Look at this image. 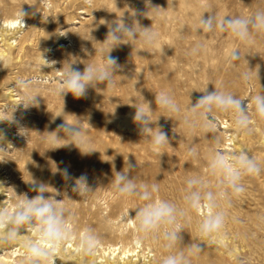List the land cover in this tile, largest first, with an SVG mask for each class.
Returning a JSON list of instances; mask_svg holds the SVG:
<instances>
[{
	"label": "rangeland",
	"instance_id": "rangeland-1",
	"mask_svg": "<svg viewBox=\"0 0 264 264\" xmlns=\"http://www.w3.org/2000/svg\"><path fill=\"white\" fill-rule=\"evenodd\" d=\"M151 3L161 9L148 10L144 0H93L91 7L85 0H0L3 65H0V118H10L17 105L14 116L28 129L25 137L18 134L15 124L0 123V128L7 130L5 142L0 143L6 150L0 152V159L7 160L0 163V182L7 187L0 189L4 193L0 194V202L5 200L9 209H14L22 199L17 195L34 196L27 183L32 178L47 184L49 194L64 193L57 199H63L62 203L74 215L70 224L74 237L59 253L65 264H85V258H76V238L86 227H92L101 241L98 253L87 258V264H159L165 254L160 241L142 240L135 223L122 218L128 214L134 217L135 211L131 209L140 203L135 198H118L111 187L115 171L123 170L127 158L137 164L131 175L138 184L158 183L157 196L175 202L181 201L184 180L189 175L207 177L205 157L209 148L214 147L213 135L221 141L220 150L230 153L247 148L264 166V122L255 115L250 136L237 134L232 117L224 113L217 114L216 132L207 136L199 131L190 136L180 117L172 120L160 117L157 123L170 138V145L165 146L161 157L150 150L131 120L133 105L149 101L155 110V94L161 91L170 92L182 109L189 99L195 103L202 95L198 91L208 84L209 91L215 86L245 99L259 94L264 89V35L254 36L251 44H242L226 33H197L196 25L205 11L218 17L247 15L264 8V0H151ZM21 7L29 12L36 8L38 12L25 17V26L16 29L7 26L5 19L21 20ZM133 10H148L152 20L137 18L142 26H152L159 34L151 54L142 50L139 41L133 46L121 45L111 53L122 66L114 76L113 87L100 84L88 90L87 98L80 99L71 93L63 98L54 94L53 89L69 62H77L74 66L81 71L86 64L103 63V57L96 52L103 47L108 31L106 24H101L103 20L110 22L122 16L127 19ZM197 42L204 44L202 51L194 57L186 56L185 52ZM234 47L240 51L235 66L227 61ZM42 55L49 61H57L53 68L42 67ZM257 65L260 80L253 76L245 84L240 74L248 68L254 72ZM17 77L38 79L29 91L41 96L39 107L24 109L18 105L24 90L14 87ZM160 115L157 108L153 120ZM65 120L82 123L93 153L83 155L75 147L51 150L66 142L62 140L55 145L47 142L48 133L55 132ZM192 143L200 154L196 159L187 156ZM64 169L72 177L87 174L95 192L87 198L72 193L73 181L63 179ZM215 183L211 179L213 189ZM244 184L246 191L226 207L228 221L217 243L201 244L203 252L193 258L192 264H264V172L246 177ZM207 214L209 210L202 207L182 222L184 244L197 242L196 223ZM110 246L118 248L115 253ZM123 250L130 251L124 255ZM6 256L8 259H4ZM21 256L19 247L5 248L0 252V264L2 259L6 264H19ZM62 261L57 259L56 264H63Z\"/></svg>",
	"mask_w": 264,
	"mask_h": 264
},
{
	"label": "clouds",
	"instance_id": "clouds-1",
	"mask_svg": "<svg viewBox=\"0 0 264 264\" xmlns=\"http://www.w3.org/2000/svg\"><path fill=\"white\" fill-rule=\"evenodd\" d=\"M92 3L93 0H85V4L89 7ZM144 3L148 10L161 9L160 6L153 5L151 0H144ZM148 10H133V14L127 19L122 16L110 22L103 20L101 24H106L108 31L102 43L103 47L96 49V52L99 51L103 57V63L86 64L81 71L74 66L77 62H69L53 89L54 94L63 98L71 93L74 98L80 99L87 98L88 90L96 89L100 84H106L107 88L113 87L114 76L122 70V66L118 63V57L112 56L111 53L121 45L133 46L139 41L143 46L142 50L151 54L159 34L153 30L152 26H142L137 18L146 17L152 20ZM36 12H38L36 8L35 11L29 12L21 7L19 11L21 23L24 25L25 17L34 16ZM205 13L208 15L205 16ZM47 19L48 17L45 21ZM196 31L197 33H226L242 44H251L254 36L264 35V8H257L247 15L223 17H218L214 12L205 11L198 19ZM203 48L204 44L197 42L185 52V55L197 56ZM83 50L87 51V49ZM161 51L163 54V50ZM42 59L44 60L42 67L53 68L57 63L55 60L49 61L43 55ZM239 59V48H232L227 56L228 63L235 66L234 62ZM254 69L253 72V69L248 68L240 74L245 84L249 83L253 76L260 80L259 65ZM37 83V78L17 77L14 87L24 90L23 100L18 105H22L24 109L39 107L41 96L29 91ZM208 85L198 91L202 95L195 100V103L189 99V103L183 109L170 92L161 91L155 94V110L158 108L161 112L155 120L152 116L155 111L152 102L146 101L139 106L133 105L135 111L131 120L136 125L140 137L149 143L150 150L154 154L161 157L165 154L163 152L165 146L170 145L168 133L163 130L162 125L157 123L160 117L166 120L180 117L190 136H194L197 131L206 136L210 133L214 134L219 113L230 115L235 132L245 136H250L254 132L252 115L264 122V89L261 88L260 93L251 96L250 99H245L215 86L214 90L209 91ZM16 106L11 117L0 118V123L15 124L18 134L27 137L28 129L22 126L14 116ZM60 132H63L64 136L59 135ZM173 132L176 133L174 130ZM48 134L47 142L50 144L55 145L59 141H66L51 150L75 147L83 155H90L95 151L89 146L86 130L79 120L76 123L65 120L57 126L55 132ZM6 135L7 130L0 128V143L5 142ZM212 142L214 147L209 148L205 157L207 177L189 175L184 180L185 186L180 202L158 197L157 194L160 192L158 183L138 184L131 175L136 170L137 164L132 163L128 158L123 170L115 171L111 187L116 196L126 199L135 198L140 202L131 209L135 211L134 217L128 214L122 218L131 219L135 223L136 231L142 240L152 238L161 242L165 254L161 256L159 264H192L193 258L203 252L201 244L207 246L216 244L217 237L228 221L226 207H230L233 199L239 198L246 191L245 178L259 176L264 172V166L247 148L229 153L220 150L221 141L217 136L213 135ZM4 151L6 150L0 147V152ZM199 155L194 143L189 144L187 156L196 159ZM6 161V159H0V163ZM62 176L66 182L73 181L70 184L71 192L80 198H87L95 192L89 184L87 174L72 177L68 170L64 169ZM211 179L216 181L214 189ZM27 183L30 191L35 193L34 196L29 197L27 193L17 195L22 196V199L14 209H9L4 203L5 200L0 202V252L5 248L19 247L22 250L19 264H56L57 259L62 261L59 253L74 237L73 230L70 228L74 215L62 203L63 199H57L64 193L56 191L55 194H49L48 185L33 178ZM3 188L7 187L0 182V189ZM0 194H4L3 191H0ZM202 207L208 209L209 214L196 223L197 242L184 244L182 233L185 229L182 222H186L191 213L198 212ZM76 239V258H85V264H87V258L94 257L98 253L100 238L92 227H86ZM62 262L65 264L64 261Z\"/></svg>",
	"mask_w": 264,
	"mask_h": 264
},
{
	"label": "bare ground",
	"instance_id": "bare-ground-1",
	"mask_svg": "<svg viewBox=\"0 0 264 264\" xmlns=\"http://www.w3.org/2000/svg\"><path fill=\"white\" fill-rule=\"evenodd\" d=\"M25 22H26V21H25ZM4 23H5L7 26H11V28H13V29H16L17 27H21V26H22L21 20H20L19 18L5 19V20H4ZM73 245H74V244H73ZM76 247H77V246H76ZM108 248H110V250H112L113 253H115L116 250L118 249L116 246H110V247H108ZM128 251H130V250H128ZM128 251L123 250V254L126 255ZM120 252H121V251H120ZM120 252H119V253H120ZM128 256H130V255H128ZM4 259H8L7 256H6V258H4ZM5 262H6V261H5V260L3 261V259H2V264H6Z\"/></svg>",
	"mask_w": 264,
	"mask_h": 264
}]
</instances>
